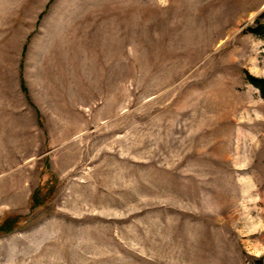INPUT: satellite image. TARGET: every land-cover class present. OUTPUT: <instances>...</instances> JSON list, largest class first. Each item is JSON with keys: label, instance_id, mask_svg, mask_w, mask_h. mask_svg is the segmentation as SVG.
Here are the masks:
<instances>
[{"label": "rangeland", "instance_id": "1", "mask_svg": "<svg viewBox=\"0 0 264 264\" xmlns=\"http://www.w3.org/2000/svg\"><path fill=\"white\" fill-rule=\"evenodd\" d=\"M252 79L264 0H0V264H264Z\"/></svg>", "mask_w": 264, "mask_h": 264}, {"label": "bare ground", "instance_id": "2", "mask_svg": "<svg viewBox=\"0 0 264 264\" xmlns=\"http://www.w3.org/2000/svg\"><path fill=\"white\" fill-rule=\"evenodd\" d=\"M23 189V177L21 176V180L17 184H15L14 186L11 185L10 187L6 188L3 193H0V204L6 202V198L9 201L12 197L18 196L21 191H23ZM18 197L20 198V195Z\"/></svg>", "mask_w": 264, "mask_h": 264}, {"label": "trees", "instance_id": "3", "mask_svg": "<svg viewBox=\"0 0 264 264\" xmlns=\"http://www.w3.org/2000/svg\"><path fill=\"white\" fill-rule=\"evenodd\" d=\"M252 83H254L260 89L262 96L264 97V80L252 79Z\"/></svg>", "mask_w": 264, "mask_h": 264}]
</instances>
